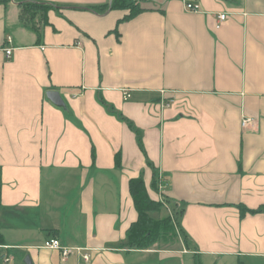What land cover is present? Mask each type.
Segmentation results:
<instances>
[{
	"label": "crops",
	"instance_id": "0c3cea01",
	"mask_svg": "<svg viewBox=\"0 0 264 264\" xmlns=\"http://www.w3.org/2000/svg\"><path fill=\"white\" fill-rule=\"evenodd\" d=\"M32 1L59 8L30 25L0 5V264H264V213L239 209L264 205V0H137L121 21L87 9L110 0ZM152 168L185 239L130 249L128 180Z\"/></svg>",
	"mask_w": 264,
	"mask_h": 264
},
{
	"label": "trees",
	"instance_id": "16d2710c",
	"mask_svg": "<svg viewBox=\"0 0 264 264\" xmlns=\"http://www.w3.org/2000/svg\"><path fill=\"white\" fill-rule=\"evenodd\" d=\"M18 2V5L22 11H29L34 8L42 9L47 11L48 9H57L58 6L50 3L36 2L32 0H0V5L4 7L9 2ZM87 9L92 10L96 13H105L108 9H122L128 10L119 21L127 20L136 14L143 8L137 0H110L109 3L88 6ZM21 20L24 24H28L20 14ZM105 104V103H104ZM108 112L114 113L118 119L125 120L120 114L113 109L112 106L105 104ZM127 124L132 128L138 139V145L142 150V143L140 141V133L138 129L133 128L130 122ZM115 165L119 167V157L115 156ZM162 180L158 178L156 170L152 168L151 180L147 186L143 177H133L128 180V190L133 201L134 208L137 213V218L130 224L126 231L124 240V246L130 249H145L156 242H166L172 239L173 235H179L184 241V232L180 228V216L182 209L180 206L173 204L168 198L163 197L166 201L174 206L173 216L168 213H163L166 207L160 199L155 197V193H158V186ZM240 215L245 212L249 213H264V205L259 206L255 209H248L244 206H239ZM175 217V218H174ZM175 231V232H174ZM4 243V239L0 234V245Z\"/></svg>",
	"mask_w": 264,
	"mask_h": 264
},
{
	"label": "built area",
	"instance_id": "2783aa9c",
	"mask_svg": "<svg viewBox=\"0 0 264 264\" xmlns=\"http://www.w3.org/2000/svg\"><path fill=\"white\" fill-rule=\"evenodd\" d=\"M184 6H185L186 10L192 11V12H197L200 9V6L198 4L190 3L188 1L185 2ZM225 19H226V14L225 13H219L216 16L217 25H219V23H221ZM6 42H9V43L11 42V38L9 36L6 37ZM11 51H12V48H10V47L5 48V50H4V52L7 56L10 55ZM129 96H130V94L127 91H125L124 92V98H128ZM249 121H250V119L248 117H244L241 121L242 127H245ZM42 247L46 248V249L58 250L62 260H64L67 256H69L71 254L80 256L82 258V260H84V261H88L90 259V253L88 252L87 249H85L83 247H79V246L63 245V244H61L60 240L56 237H50V238L44 240L42 243ZM3 261L8 262L9 259L7 257H5V258H3Z\"/></svg>",
	"mask_w": 264,
	"mask_h": 264
},
{
	"label": "rangeland",
	"instance_id": "374dc122",
	"mask_svg": "<svg viewBox=\"0 0 264 264\" xmlns=\"http://www.w3.org/2000/svg\"><path fill=\"white\" fill-rule=\"evenodd\" d=\"M151 4L150 1L148 2H144V5H148ZM19 6V5H18ZM20 13H21V17L30 25L34 24L36 22V19H40V18H44V14L45 11H43L42 9H37L34 8L32 10L29 11H22V9H20ZM42 18V20H43ZM41 21V20H39ZM160 187H158L159 190ZM163 202V205L166 206V209L163 213H166V210L169 212V214H171V216H173V211H174V206L172 204H170L168 201H166L163 197L160 199ZM173 208V209H172ZM175 218V217H174ZM175 232V231H174ZM179 235H173L172 239H169L168 241L164 242L166 244H174L175 242L179 243V240H181V238Z\"/></svg>",
	"mask_w": 264,
	"mask_h": 264
},
{
	"label": "water",
	"instance_id": "95a60500",
	"mask_svg": "<svg viewBox=\"0 0 264 264\" xmlns=\"http://www.w3.org/2000/svg\"><path fill=\"white\" fill-rule=\"evenodd\" d=\"M46 97L55 105L64 107V102L62 98L60 97L59 93L55 90H49L46 92ZM23 262L25 264H32L30 257L26 255L23 259Z\"/></svg>",
	"mask_w": 264,
	"mask_h": 264
}]
</instances>
